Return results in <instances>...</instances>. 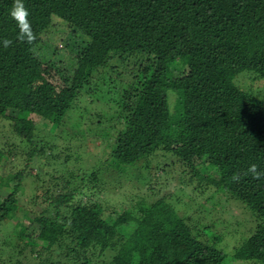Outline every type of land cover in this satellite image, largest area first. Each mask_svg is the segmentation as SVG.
<instances>
[{
    "label": "trees",
    "instance_id": "16d2710c",
    "mask_svg": "<svg viewBox=\"0 0 264 264\" xmlns=\"http://www.w3.org/2000/svg\"><path fill=\"white\" fill-rule=\"evenodd\" d=\"M13 3L0 0V120L9 122L5 136L16 141V165L25 162L0 178L10 192L0 203V264H191L199 255L202 264H264V176L249 171L256 165L264 172V95L254 89V82L264 83V0H24L30 42L19 38L9 15ZM55 21L77 35L81 51L68 72L59 73L63 87L39 128L31 117L36 103L9 79L29 59L45 61L41 36ZM80 97L109 108L111 126L88 131L110 150L82 175L66 152L54 168L64 179L52 176L51 184L65 180L67 190L51 199L50 184L35 196V205L38 198L48 204L34 212L32 224L22 223L23 236L12 242L1 233L2 221L13 218L31 168L43 178L40 165L56 160L58 139L86 138L80 126L87 106L71 132L66 125ZM158 152L171 155L164 169L178 162L176 183L189 182L188 168L198 186L213 189L212 204L195 218L183 216L158 188L147 200L104 216L98 187L106 186L105 175L119 180L130 165ZM82 194L91 198L78 200ZM218 204L222 214L239 208L252 217L249 234L220 214L204 223V210L214 207L213 218ZM228 234L237 242L230 255L220 243Z\"/></svg>",
    "mask_w": 264,
    "mask_h": 264
},
{
    "label": "rangeland",
    "instance_id": "374dc122",
    "mask_svg": "<svg viewBox=\"0 0 264 264\" xmlns=\"http://www.w3.org/2000/svg\"><path fill=\"white\" fill-rule=\"evenodd\" d=\"M41 38L43 39V42H45H42L44 46L42 49V56H44L45 61L42 62L38 58H31L17 69L9 79L12 86L20 95L26 100L31 102L34 101L36 103L37 111L32 113L31 117L36 122L37 127L40 126L39 128L44 127V121L49 120L52 99L56 95V92L63 87V81L59 77V73L68 72L71 68L70 61L72 57L76 56V54L81 51V44L78 42L77 35L72 34L70 28L66 24L58 21L53 23L51 33L47 36L42 35ZM46 43H50L52 47H46ZM254 86L256 91L258 87V92L264 95L263 82H254ZM76 103L75 112H71L73 118H71L69 120L70 122L66 124L67 129L70 132L72 131V127L75 124L74 118L78 116V112L82 107L87 106L89 113L83 116V121L80 126V128L87 131V134L85 133L86 138L82 139L84 141L74 140V142L71 143L58 139L57 143H59V149H56L54 156L56 160L53 162L51 161L52 164H46L45 162L42 163L43 165H40V167L42 166L43 168L41 172L43 178L35 176L36 169L31 168L33 175L27 177L23 181L24 186L21 188V191L17 196L19 198V205L12 212L13 218L2 221L3 226L1 228L3 232L1 233H3L4 236H9L12 242L15 241V238L19 239L23 236V232H21L23 231V224H32L34 212L40 210L41 207H46L48 204L49 200L44 201L38 198V202L41 203L39 206L38 204L35 205L34 201L36 202V200H34V197L44 195L48 189L45 187L50 186L52 183V176L57 177L59 182L64 179H61V176L59 175L56 176L57 172L54 168L57 166V161H63L66 152L67 154H70V157L72 158L70 160H73L71 164L73 166L72 169L76 171V174L82 175L83 173H90L91 169L97 167L100 164V159H98V157L104 154V152L110 150V148L104 147L105 145H102L99 140L93 141L94 134L89 133L88 131V128L95 131L99 128L102 129L111 126L112 121L114 122V120L109 115V108L104 105L99 106L97 103H95V105L88 104L84 97L77 99ZM104 109H107V111L109 110V113L106 114ZM76 128L77 127L75 126L74 129ZM8 130L9 122L6 120H0V178L15 173L20 168L24 167L23 163L25 162L16 165V158H12V151L16 145V141L14 140L15 142H12V139L5 136V133H8ZM166 156L169 158L171 155L167 154ZM165 158L162 156V153H155L154 156L148 158V161L142 160L137 163V165H130L123 177L119 180L115 178L112 172L110 175H105L106 188L102 185L98 187L102 188L103 193H101L100 190L99 193L101 194V199L105 201L103 203L104 216H116L114 213L115 211L121 212L125 208L137 205L143 200H147L158 188H161L166 194L168 200L173 204L179 214L183 216H192L195 218L198 212L202 213L205 206L211 205L212 201L210 199L214 190L210 187L198 186L199 182L197 178L194 176L193 171L189 173L190 171L188 168L186 171L187 174H184V177L187 175L185 179L189 182L186 183L184 180L183 183H179L177 180L176 183L174 178L179 176L177 172L179 164L176 160L172 162V159H170L167 162L169 163L171 161L173 167H166L164 169L161 163ZM13 161L14 163H11ZM145 163L149 164V169L144 167ZM157 165L160 166L158 167ZM167 173L169 176L166 175ZM190 175L193 177H191L192 180L189 179ZM64 181L65 180L62 181L61 185L58 183L57 187H54L51 184V188H49L48 191V196L51 199L55 198L57 194L61 193L63 190H67L64 188ZM194 188H205V191L196 190ZM9 198L10 192L6 190L5 186H0V203ZM77 198L81 201H88L91 196L82 194ZM94 198L96 197L94 196ZM212 209H214V207ZM212 209L204 210V223L210 224L220 214L223 222L230 221L232 223H240L242 225L240 228L243 231H245V229L247 230L245 235L249 234L248 228L252 227L253 219L248 216V214L240 212L239 208H231L233 213L227 212L222 214V205L218 204L215 206V214H213L214 217L212 218V216L208 215L213 211ZM17 221L20 222L16 223ZM224 227H228V225H225ZM220 228H223V226H220ZM220 243L226 249L228 255L232 253L234 246L237 244L235 238L230 234L225 237L224 242L220 241ZM202 257H204V255H199L191 264H202ZM227 264L254 263L244 260H229Z\"/></svg>",
    "mask_w": 264,
    "mask_h": 264
},
{
    "label": "clouds",
    "instance_id": "9594fccd",
    "mask_svg": "<svg viewBox=\"0 0 264 264\" xmlns=\"http://www.w3.org/2000/svg\"><path fill=\"white\" fill-rule=\"evenodd\" d=\"M9 15L17 23V26L20 30L19 38L22 40L27 39L30 42L32 39V32L29 20L30 12L25 7L24 0H14ZM9 43L10 42L7 39L3 41L5 47H7ZM249 171L253 174L255 178H260L261 176H264V172L257 171L256 165H252Z\"/></svg>",
    "mask_w": 264,
    "mask_h": 264
}]
</instances>
